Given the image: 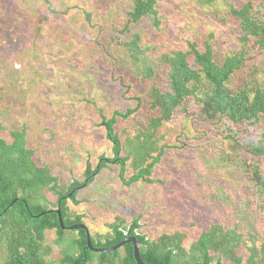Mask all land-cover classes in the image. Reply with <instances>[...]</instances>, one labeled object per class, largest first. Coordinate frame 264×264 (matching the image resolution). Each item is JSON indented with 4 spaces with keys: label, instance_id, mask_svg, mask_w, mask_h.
Returning a JSON list of instances; mask_svg holds the SVG:
<instances>
[{
    "label": "rangeland",
    "instance_id": "1",
    "mask_svg": "<svg viewBox=\"0 0 264 264\" xmlns=\"http://www.w3.org/2000/svg\"><path fill=\"white\" fill-rule=\"evenodd\" d=\"M132 1L0 0V136L9 141V130L25 128L36 163L49 166L58 185L83 182L87 166L94 168L102 155L113 156L99 109L106 117L136 109L114 125L121 142L145 128L152 115L151 83L139 79L143 67L154 68L159 82L163 53L187 50L188 43L202 49L208 41L220 63L238 46L239 31L225 15L226 1L199 8L197 0H158L157 26L144 18L124 33ZM229 1L238 6L247 0ZM135 33L147 50L139 61L130 60L124 46ZM260 62L264 55L249 59L246 70H259ZM237 129L231 140L225 138L230 131L219 125L177 115L160 130V143L174 147L152 168L149 178L156 183L142 178L126 186L131 170L121 181L118 167L106 165L88 186L77 189V203L68 200V210L82 216L93 237L106 236L116 218L130 224L138 216V233L153 240L178 231L185 236L184 246L211 224L236 228L245 238L260 235L264 213L257 210L243 172L251 161L248 139L234 133ZM237 253L248 254L244 245Z\"/></svg>",
    "mask_w": 264,
    "mask_h": 264
},
{
    "label": "trees",
    "instance_id": "2",
    "mask_svg": "<svg viewBox=\"0 0 264 264\" xmlns=\"http://www.w3.org/2000/svg\"><path fill=\"white\" fill-rule=\"evenodd\" d=\"M42 1L48 3L49 0ZM157 1L133 0L126 12L123 32L128 31L130 24L144 18L157 26ZM216 1H226L225 15L237 24L239 31L238 46L229 50L220 63L215 61L208 41L202 49L188 43L187 50L163 53L158 57L163 80L159 82L155 81L154 68L143 67L139 79L151 83L148 111L152 115L148 116L143 130H136L137 133L121 142L114 125L118 118L128 119L136 109L116 110L109 117L99 109L113 156L102 155L94 168L87 166L83 182L58 185L49 166L36 163L35 150L27 146L25 128L9 130V141L0 136V264H136L131 243L107 253L89 250L85 230L68 229L85 224L81 215L69 212L66 203L69 200L76 204L77 189L88 186L106 165L118 167L121 181L123 172L127 168L131 170V176L123 181L126 186L142 178L156 183L149 178L151 170L165 150L174 147L160 143L164 141L160 130L177 115L194 116L201 122L219 125L222 131H230L225 135L227 139L232 140L231 131L235 126L239 129L234 133L247 136L245 151L251 161L243 164V172L257 210L264 213V64L260 62L259 70L256 67L246 70L249 59L264 55V0H247L238 6L229 0H197V4L203 8ZM40 28L35 27L33 40L38 37ZM139 43L137 33L124 42L132 61H139L147 51ZM257 74L260 77H256ZM2 128L0 124V131L4 130ZM47 194L55 198L54 203ZM57 209L63 229L58 222ZM116 219L109 225L110 232L106 236L89 234L92 247L109 248L131 236L137 241L138 256L143 264H264V227L260 235L248 234L247 239L236 228L211 224L195 241L184 246L185 236L181 232L163 233L150 240L137 232L139 216L130 224H125L122 218ZM243 245L248 252L245 258L237 253Z\"/></svg>",
    "mask_w": 264,
    "mask_h": 264
},
{
    "label": "water",
    "instance_id": "3",
    "mask_svg": "<svg viewBox=\"0 0 264 264\" xmlns=\"http://www.w3.org/2000/svg\"><path fill=\"white\" fill-rule=\"evenodd\" d=\"M55 212H56L57 217H58L59 225L63 229L64 226L62 225V220H61V217H60V214H59V210L57 209V210H55ZM68 229L69 230H77V229L85 230L87 248L89 250L97 252V253H107L109 251H114V250L119 249L120 247H122L123 245H125L127 243H131L132 244V249H133V258H134L136 264H143L141 262V260L139 259V256H138V244H137V241H136V239L134 237L128 236L127 238L123 239L121 242H119L116 245H114L112 247H109V248H105V249L104 248H94V247L91 246L90 236H89L88 230L85 228V226L83 224H76L74 226H70Z\"/></svg>",
    "mask_w": 264,
    "mask_h": 264
}]
</instances>
